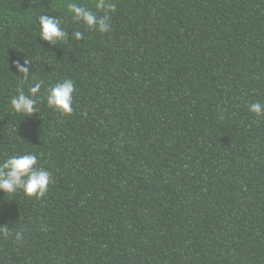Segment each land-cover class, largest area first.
Masks as SVG:
<instances>
[{
	"label": "trees",
	"instance_id": "obj_1",
	"mask_svg": "<svg viewBox=\"0 0 264 264\" xmlns=\"http://www.w3.org/2000/svg\"><path fill=\"white\" fill-rule=\"evenodd\" d=\"M72 2L104 14L0 0V161L52 174L39 199L0 191V264H264V0H112L105 33ZM40 15L69 40L42 41ZM23 60V90L44 82L30 117L10 107ZM68 78L65 115L43 97Z\"/></svg>",
	"mask_w": 264,
	"mask_h": 264
},
{
	"label": "clouds",
	"instance_id": "obj_2",
	"mask_svg": "<svg viewBox=\"0 0 264 264\" xmlns=\"http://www.w3.org/2000/svg\"><path fill=\"white\" fill-rule=\"evenodd\" d=\"M95 8L103 15L97 16L89 8L72 2L67 4V9L73 22L82 23L87 29H95L100 33L109 31L110 15L116 9V4L112 0H95ZM37 36L50 45H57L61 41H68V33L63 26V22L56 16L40 15ZM84 38L81 31H74L72 41H80ZM30 61L23 60V63L15 61L13 67L21 77V87L17 88L16 94L10 100L11 109L24 117H30L38 113L37 94L40 93L44 84L37 81L32 84L27 92L23 90V83L27 82L32 74L29 65ZM33 79L35 77L33 76ZM75 92L74 82L68 78L55 85L49 86L45 90L44 99L49 108L59 111L61 114L70 115L73 111V94ZM249 111L257 116L264 115V104L254 102L249 104ZM52 182V174L47 169L38 166L37 154H17L8 156L0 161V191L5 193H15L18 189L24 195L37 199L44 197L49 184ZM0 233L7 239L13 235L8 227H0ZM16 240H20L21 233H15Z\"/></svg>",
	"mask_w": 264,
	"mask_h": 264
}]
</instances>
